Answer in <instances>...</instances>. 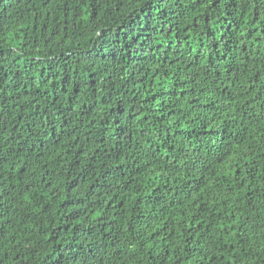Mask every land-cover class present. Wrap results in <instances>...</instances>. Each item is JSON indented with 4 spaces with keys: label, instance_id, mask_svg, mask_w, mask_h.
<instances>
[{
    "label": "trees",
    "instance_id": "16d2710c",
    "mask_svg": "<svg viewBox=\"0 0 264 264\" xmlns=\"http://www.w3.org/2000/svg\"><path fill=\"white\" fill-rule=\"evenodd\" d=\"M0 264H264V0H0Z\"/></svg>",
    "mask_w": 264,
    "mask_h": 264
}]
</instances>
